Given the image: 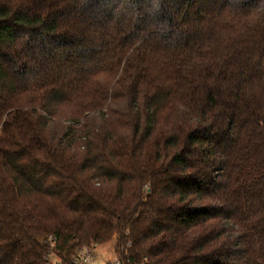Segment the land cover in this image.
Instances as JSON below:
<instances>
[{
  "label": "trees",
  "instance_id": "1",
  "mask_svg": "<svg viewBox=\"0 0 264 264\" xmlns=\"http://www.w3.org/2000/svg\"><path fill=\"white\" fill-rule=\"evenodd\" d=\"M110 240L264 264V0H0V264Z\"/></svg>",
  "mask_w": 264,
  "mask_h": 264
},
{
  "label": "built area",
  "instance_id": "2",
  "mask_svg": "<svg viewBox=\"0 0 264 264\" xmlns=\"http://www.w3.org/2000/svg\"><path fill=\"white\" fill-rule=\"evenodd\" d=\"M52 240V238H49ZM95 250L93 248H89L87 246L80 249L77 254L73 255L70 259L66 261H62L59 258H54L53 261H49L48 264H96L94 255ZM103 264H123V262L120 259L114 258V259H108L105 260Z\"/></svg>",
  "mask_w": 264,
  "mask_h": 264
},
{
  "label": "rangeland",
  "instance_id": "3",
  "mask_svg": "<svg viewBox=\"0 0 264 264\" xmlns=\"http://www.w3.org/2000/svg\"><path fill=\"white\" fill-rule=\"evenodd\" d=\"M59 122H63V121H59ZM53 128L57 131L60 130V127L58 125L54 126ZM114 244H115V241L110 240L109 242L101 243V244L91 242L90 244H87L85 246H87L89 248H93L95 250L94 255H95V257H97L95 259V263L96 264H103L104 261L108 260V259H114V258L120 259L118 257V255L114 254ZM85 246H83V247H85ZM54 258H56V257L51 255V257L49 258L50 262L51 261L54 262Z\"/></svg>",
  "mask_w": 264,
  "mask_h": 264
}]
</instances>
